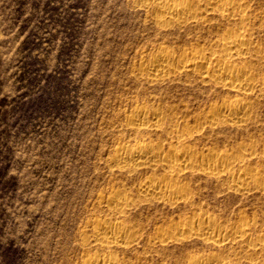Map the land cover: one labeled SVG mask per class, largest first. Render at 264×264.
<instances>
[{"label":"rangeland","instance_id":"1","mask_svg":"<svg viewBox=\"0 0 264 264\" xmlns=\"http://www.w3.org/2000/svg\"><path fill=\"white\" fill-rule=\"evenodd\" d=\"M136 3L0 0V264L75 263L79 231L89 229L90 215L109 212L98 196L130 192L144 178H122L109 166L114 147L129 137L126 116L136 104L165 107L180 126L193 127L196 115L226 98L195 78L159 85L138 78L159 45L201 46L220 30L210 24L161 32ZM250 6L252 15H264V0ZM247 127L204 131L194 147L234 150L248 134L264 137V97ZM186 181L190 206L141 203L118 216L141 234L135 253L119 254L129 264H185L189 254H208L195 240L163 250L148 244L165 224L192 218L195 208L227 224L255 216L264 228L263 196L229 192L213 177ZM136 255L143 259L136 262Z\"/></svg>","mask_w":264,"mask_h":264},{"label":"bare ground","instance_id":"2","mask_svg":"<svg viewBox=\"0 0 264 264\" xmlns=\"http://www.w3.org/2000/svg\"><path fill=\"white\" fill-rule=\"evenodd\" d=\"M136 4L161 32L210 24L222 31L201 46L180 51L155 47L139 66L138 78L151 85L195 78L199 84L225 91L227 99L196 115L193 127L180 126L163 105L154 109L146 102L133 105L126 116L129 137L114 147L109 166L122 178L135 174L144 178L130 192L121 189L98 196L97 205L109 212L90 215L89 229L79 231V256L74 264H129L127 256L119 254L133 253L141 234L136 223L117 220L118 216L141 203L190 206L189 177H213L225 183L229 192L264 197V137L248 134L234 150L194 147L204 131H245L256 118L264 97V15H252L250 0H137ZM168 119H172L170 124H166ZM148 135L159 139H148ZM199 209L192 210V218L159 227L148 244L163 250L170 244L184 247L195 240L210 248L206 255H187L185 264H264L262 220L243 215L227 224ZM136 259L143 258L136 255Z\"/></svg>","mask_w":264,"mask_h":264}]
</instances>
